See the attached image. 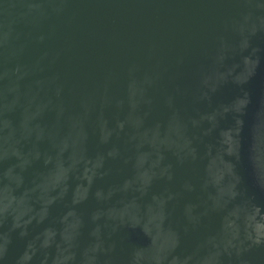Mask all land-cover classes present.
Listing matches in <instances>:
<instances>
[{
    "label": "water",
    "instance_id": "water-1",
    "mask_svg": "<svg viewBox=\"0 0 264 264\" xmlns=\"http://www.w3.org/2000/svg\"><path fill=\"white\" fill-rule=\"evenodd\" d=\"M0 264H264V0H0Z\"/></svg>",
    "mask_w": 264,
    "mask_h": 264
}]
</instances>
